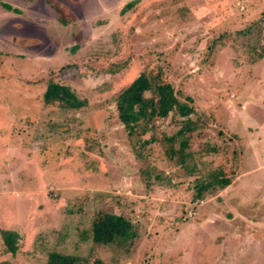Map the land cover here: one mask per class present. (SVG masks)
Segmentation results:
<instances>
[{
    "label": "rangeland",
    "instance_id": "374dc122",
    "mask_svg": "<svg viewBox=\"0 0 264 264\" xmlns=\"http://www.w3.org/2000/svg\"><path fill=\"white\" fill-rule=\"evenodd\" d=\"M52 2L73 15L68 25ZM0 3L12 8L0 5V263L46 264L59 251L88 264H264V215L253 224L234 210L238 187L251 202L264 195L254 155L264 146V0ZM143 72L192 99L195 167L166 156L164 136L180 126L173 114L135 156L115 96ZM52 81L87 105L46 104ZM207 144L226 151L207 154ZM221 168L233 186L194 201L196 180ZM102 211L136 227L128 253L90 239ZM3 231L19 234L16 254Z\"/></svg>",
    "mask_w": 264,
    "mask_h": 264
},
{
    "label": "trees",
    "instance_id": "16d2710c",
    "mask_svg": "<svg viewBox=\"0 0 264 264\" xmlns=\"http://www.w3.org/2000/svg\"><path fill=\"white\" fill-rule=\"evenodd\" d=\"M0 5L5 9L12 10L9 5L4 3H0ZM133 5L134 2H130L125 9H129ZM52 6L58 13L61 24L68 25L74 19L67 9L61 8L56 2H52ZM261 51L259 58L264 56V48ZM160 75L159 72L156 74L143 72L117 93L115 105L118 120L127 131L135 156L142 159L144 154L141 148L145 149L156 141L153 136L149 139H142L147 133L154 130L155 122L158 119L168 118L170 114L178 117L180 119L179 129L171 136H164V140L168 144L165 151L166 156L183 169L195 167L194 160L199 152L196 153L192 150L191 139L201 127L199 118H193L197 114L196 109L190 97H186L184 100L180 99L171 83L160 81ZM43 97L46 104L57 103L64 110H80L87 105V101L79 98L69 86L53 81L49 83ZM134 139L140 142L139 147L136 145L137 142H133ZM87 149L92 151V147ZM224 150L226 151L223 146H211L210 144L204 145L202 148V151L207 154H218L219 151ZM190 163L193 164L190 166ZM231 182L232 178L225 174L224 169L210 171L196 180L193 200H200L205 193L213 194L217 190L225 189ZM1 237L6 251L16 254L19 234L13 231H3ZM89 237L96 245L115 247L121 252L128 253L138 238V231L125 215L102 211L97 212L93 218ZM89 261L88 258L78 255L52 251L48 254L46 264H88ZM0 264L9 263L1 262ZM92 264H102V262L96 259Z\"/></svg>",
    "mask_w": 264,
    "mask_h": 264
},
{
    "label": "crops",
    "instance_id": "0c3cea01",
    "mask_svg": "<svg viewBox=\"0 0 264 264\" xmlns=\"http://www.w3.org/2000/svg\"><path fill=\"white\" fill-rule=\"evenodd\" d=\"M260 149L261 151H259V153L256 152L255 154L254 153L253 154L256 155L255 159L258 161V165L259 166L262 165L264 167V146L261 147ZM261 156L263 158H261ZM253 171H255V169L249 170V172H253ZM249 175L250 174L246 176L248 177ZM233 182L234 181H232L231 184L229 185L230 187L233 186ZM253 182L251 185L249 186L247 185L248 186L247 188H250L252 186L256 187L255 183L253 184ZM261 187H263V184L261 186L257 185L258 190L264 189V187L263 188ZM236 197L238 198L236 199L237 201H239L240 199L241 202L243 203L237 202L234 208L235 212H237L241 216L242 219L248 220L249 222H252L253 224H260V219H262L263 221V215H264V195L259 201L256 200L255 202H251L249 196H246V194L244 193V188L241 189V187H238V192H237ZM245 214H247L248 216H246ZM262 223H264V221Z\"/></svg>",
    "mask_w": 264,
    "mask_h": 264
}]
</instances>
